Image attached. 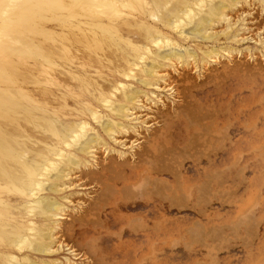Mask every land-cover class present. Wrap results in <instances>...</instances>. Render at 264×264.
I'll list each match as a JSON object with an SVG mask.
<instances>
[{
	"label": "bare ground",
	"instance_id": "6f19581e",
	"mask_svg": "<svg viewBox=\"0 0 264 264\" xmlns=\"http://www.w3.org/2000/svg\"><path fill=\"white\" fill-rule=\"evenodd\" d=\"M12 1H13L14 7L11 4L9 9L8 7H5V9L15 10L14 14L16 13V11H19V14L16 13V15H14L12 19H10V21L14 23L13 25L9 21L10 23H7L6 25L4 26L2 25L0 27V264H57L56 263L57 260L54 262H51L47 257H51V256L53 257L54 254H56L57 252L61 250L66 253L65 255L66 257L64 258L65 262L67 264H72V263L74 264L75 262L74 260L78 256L77 254H75L74 250H71L68 247L67 249L61 246L59 247L58 251L54 250V246H56L55 244H57L56 243L57 241L55 239V236L57 234L55 235L54 232H56V230L59 229L58 228L59 223L60 221L63 222L62 218L65 217L64 212L66 213V211L68 210V206L66 205V203L62 202L63 200L67 201L68 200L67 197L58 199L57 197H55V194L57 193L59 194L60 192L62 193L64 189L66 188L68 189V184L70 181L69 178L72 177L71 175L75 170L76 171L79 169L83 170V168L90 169L92 165L91 163L92 162L95 163L96 161L95 159L97 155L95 153V150L97 152V150L99 149V148L97 149V147L102 146V148L103 147L108 148V143L106 139L107 137L113 140L117 134H121L124 132L127 133L130 130L131 131L135 130L136 132L139 129L138 128L139 124H137L138 126L134 124V121L135 120L137 121L139 118L138 119L135 118L134 120V119H131V117L133 116V112L135 110H138V108L142 107L141 104L144 103L146 100L145 99L144 102L141 103V100L143 98H147L149 99V101L152 100L156 104L162 101V99L160 98L161 96L158 97L156 93L148 90L150 89L148 87L150 86L153 87L156 83H158L157 85L158 87H160L159 80L164 79L163 80L164 83L167 82V80H165V77L163 78L158 77L159 75L158 73H160L161 71L165 72L162 69L166 68L171 63H174L173 65H175L176 61L182 65L184 64L188 65V63H190L189 62L190 59L194 58V61L196 60L195 58L197 55L193 49H188L189 47L183 48V46H181L178 41H176L171 36H169V34L165 30L175 31L179 37H181L183 40H186V41L189 39L200 40V41L213 39L215 35L214 33L212 34L211 32L213 28L215 27V25L217 26L218 23L222 24L221 22L225 21L227 18L228 9L230 11L231 8H236L237 5L243 2V0H145L146 2L145 4L146 6L149 7V10H150V16H151V19L153 20L152 23L147 22V21L146 22H141V21L138 22V20L135 21L136 18L135 19H132L130 17L127 18L128 17L127 15L124 16L121 13L122 11L119 12L120 10L119 11L117 10L116 8L117 6L115 5L117 2H120V4L123 5V7H126L124 6L125 2H127L128 4L133 3V6H136V4H134L135 3L134 0H70L67 2L70 6H66L65 4L66 1L62 2L61 0H12ZM261 1H262L261 3L264 5L263 3L264 0H261ZM261 3L259 2V4ZM138 5L142 7L141 4H138ZM146 6L144 5V7ZM136 9H137V6H136ZM142 9L143 7L141 8V10ZM5 13L8 14L9 12L5 11ZM9 14L7 16L6 14L3 16L7 18L8 16L10 17ZM19 15L21 16V18H23L24 15L25 17L31 18V22L26 24L24 23V21H20V19H18L20 18ZM226 22L228 23V21ZM226 30L222 31V33L226 34L225 36L228 37L229 32L228 30L227 31ZM216 34L219 35L218 32ZM237 37L238 36L236 35L235 38ZM238 38H237V42H238ZM257 43H260V42H257ZM262 45H264V43ZM219 48L221 50L224 49L223 47H219ZM231 49L228 50L229 53ZM225 50L227 51V49ZM234 50L235 48L232 51ZM81 51L83 52L84 55L86 54L88 56L87 57L85 55L86 56L85 61L87 59H90V60L94 59L95 61L93 60L94 61L93 64L97 62L101 66H103V68L106 67V69H108L109 67V66L108 67L106 66L108 63L109 65H111V67H113L111 69L113 73L115 70L116 73H118V75L120 74L124 78L136 80L135 82H137L138 84L137 83L132 84V82L129 83L127 81L116 80L114 78L108 79L109 77H107L106 79H102L101 78L102 74H99L98 78L99 79L101 78L103 80V82L100 83L99 80L95 78L94 76H92L90 72L86 69V67H89L90 65L85 62H81L82 69H79V68L75 69L76 67L74 65L78 61L76 60L74 62V60L82 58L81 56L79 57V54H78ZM202 51H203L202 54L205 56L204 58L202 57L203 59L200 57L202 59L201 62L206 63V64L208 63V60H211L214 57L216 58L220 54L216 48L213 49L212 47L209 48V50L207 49V51L206 50H202ZM228 51L226 52V54L228 53ZM227 55H230V54H227ZM90 60L89 61L87 60V61L90 62ZM99 64H97V66ZM61 65L66 66L69 71L67 73H66V70L65 72H63L64 70L63 67H62L63 70L59 68ZM92 68L95 69V67H92ZM160 68H161V71H160ZM60 69L62 71H60ZM57 71H58V75L60 73L61 76H64V77L68 76L69 81H73L74 83H77L76 86L81 92L77 95L75 94V96H71L72 94L70 96L66 94L63 91V87L65 86L62 87L60 83L61 81L59 82L57 78L55 79L53 77V73ZM98 73L100 72L98 71L97 74L96 73L94 74L98 75ZM162 73H160V75H164ZM68 77H65V78H68ZM64 82H67V81L65 80ZM66 88H64V90ZM163 88L168 89L166 88V86ZM66 90H69V89L67 88ZM169 91L171 92V90ZM150 94L151 95L153 94L152 96L154 95L156 96L151 97L152 98L151 99ZM187 96L189 97V95ZM67 97H72L71 99L74 100L73 106H71L72 108L68 106L69 102H66ZM196 98L197 97L194 96V100ZM196 101L198 100H195V102ZM163 102H165V100ZM187 102L185 100L184 104ZM41 103H44V104H41ZM54 103L56 104L59 103L58 108L65 109L63 110L65 113L67 112H71V113L58 114V112L55 113L56 111L53 113L51 111V106H53L52 104ZM188 103L190 104V102ZM192 105L193 104L191 103L190 108L187 105L186 106L188 107L189 110H191ZM57 106L58 104L56 105V107ZM202 107L203 108L201 112L204 114L207 111L204 110L203 112L205 105H203ZM211 107H214V106H211ZM179 108H180V105H179ZM179 108L177 111H179ZM193 108L195 110L196 109L198 110L200 108V105L197 107L193 106ZM183 109H186V108H183ZM53 110H55V108H53ZM177 111L175 112L174 115H172L173 118L175 117L178 119V116L177 117L175 116ZM209 111L211 112V110L208 108V112ZM165 112H167L166 109H165ZM165 112L164 114H166ZM168 112H170V110ZM184 112L186 113L188 112L187 117H189L188 115L190 111H187L186 109V111L184 110ZM191 112L194 113V111H191ZM201 112L199 115H201ZM210 112L205 113V114H210ZM134 113L138 114L139 112L137 113L136 111ZM161 113H163V111ZM164 114L162 115L164 116ZM191 114L192 113H190V115ZM180 115L182 114L180 113ZM182 116H185V115H182ZM208 116L210 115L203 117V119L204 118L208 119L211 117V116L210 117ZM165 117L168 120H171V121L173 120L171 116H170L171 119H169L167 115ZM165 117L163 118L165 119ZM187 117H183V118H185L186 121H188L191 117H189L188 120H187ZM196 117H197L196 121L194 122L197 123L198 116ZM167 119H165V121ZM193 119H195V117ZM211 119L213 118L211 117ZM161 121H163V119ZM165 121L163 122L164 125L166 124L165 126L170 125V124L165 123ZM171 121L169 123H171ZM93 122L96 126L93 125ZM194 122L191 121L192 124ZM145 123L146 122L142 123V126L143 124L145 125ZM200 123L201 122H199V124L197 123L195 126L197 125L200 126ZM171 124L173 125L174 123H171ZM188 124L189 123H187V126H190ZM164 125H163V128L165 127ZM205 125L207 124L205 123ZM193 126L194 125H191V127ZM199 126L196 127L197 130H194V132L198 131ZM201 126H203V124ZM224 127L227 130V127L226 126ZM173 128L170 127V129H173ZM203 128H201L202 129L200 130L201 132H203L204 129L206 130V128L208 129V127L204 129ZM186 129L188 130V127H186ZM205 130H204V133L207 131ZM216 130H213L214 132L211 135H214V133H216L215 132ZM222 130H224V128ZM209 131L211 130L208 129V133ZM138 133L140 132L138 131ZM167 134L169 133L160 134V136L153 134L151 136L161 137V135H164L166 137ZM196 134H198L199 137L202 136L201 138L205 136V135L203 136V133L200 134L198 132H196L195 134L193 133L192 136ZM172 135H173L172 138H170V134H169V139H168L169 141H171V143L175 142L176 144L177 143L179 144L181 143L180 141L183 140L182 137L175 138L174 131H172ZM189 136L191 137L189 138L192 140V136L191 135ZM221 136L223 135L221 134ZM193 137L195 139V136ZM148 138L150 137L148 136ZM156 138L157 137H155V140ZM219 138H217L216 140H218ZM144 139L145 140L147 139L146 135ZM222 140H223V137H222ZM160 141L163 142V140H160ZM194 141H196V139L190 141V143H193ZM150 142L151 141H149L148 143ZM223 142H225V140ZM146 144L147 143L143 144L141 148L146 147L147 146ZM186 144L189 145V143L187 142ZM152 145L154 146L155 144L153 143ZM162 145L159 146V147H162L160 149L158 145H156L155 148L157 149L158 147L159 152H160V150L163 149L164 146L166 147L165 144L162 143ZM120 146L123 148L126 147L123 143L120 144ZM186 146L184 144L183 148L177 147L179 148L177 154H181L180 151L182 152L183 150H185ZM134 147L132 146V149H131L132 155L135 150L137 151V149H135ZM148 148L150 151H147V152L148 153L152 152L153 154L154 149L151 151L152 147L150 148L149 146L146 148H143L142 151L144 152V150ZM166 148H168L169 150L173 149V151L177 150V148L175 149V147L174 148L166 147ZM104 151L106 152V150ZM136 151L134 153H136ZM174 152L172 153V150H171V153L175 155ZM138 153H140L138 156V160H135L136 162L133 167V165L132 166L130 165V162H132L131 161L132 159L129 160V158L126 157L127 156L126 152L124 153V152L119 151L118 156L120 157V159L128 158V159L122 160V162L118 161L119 165L117 163V165L119 166L118 168H120V170L122 171L121 174L123 176L125 175V178L123 177L124 179L123 178L122 179L125 180L126 182V180L129 181L131 178L133 179V177L136 178L137 180H139V178L141 177L142 178L141 180L145 181L146 185H148V187H146V189L148 188L147 189L148 191L146 190L148 193L146 192V194L148 195L151 194L157 197L159 195V198H162L163 200L164 199L170 200V197L172 196V194L169 197L170 193L166 195L167 191L172 192L176 184L174 185V188H173L172 184L167 182V179L168 177L170 179L172 178L175 179L176 177V180H177V178L180 177L179 174H181L180 173L181 171L179 170L180 172L178 171L179 174L178 176H176L177 175L176 173L178 172H174L175 168L172 169V167L174 166L173 164H175L177 160L176 162H175V159L172 160L174 162L172 163L173 166H171L170 164L171 162L169 160L172 157H169L168 160L166 159L171 167V170H173L172 172H170L171 170L166 171L168 169H166L165 167L160 166L158 168L157 166H159V164L155 166L157 164V163L155 164L156 162L155 159L157 158L154 159L153 158L154 156L152 154L151 155L153 157L149 155L150 153L145 154V153L137 152L135 155L137 156ZM143 154L146 155V158H147V155H149V159L152 160L153 158L155 162L154 161H152L153 163L150 162L152 163V165L150 163L146 164V162H144L145 165L147 166L143 168V171H140V168L142 167V164H143L142 162L145 160L143 159L145 157H141L143 156ZM156 154L154 152V155ZM182 155L183 154H181V156ZM173 157L176 158L177 156H173ZM163 158L165 157H162L161 159ZM160 161H158V163H160ZM116 162L114 163L116 164ZM109 165H112V164H109ZM179 165H181V168L182 167L184 168V162H181ZM107 167L109 166H106V168ZM110 167L113 168V166H110ZM114 168L110 172H114L115 175L113 174V176L115 177L118 172L114 171ZM108 169H106L107 172H108ZM215 170L220 171L218 169H215ZM216 171H214L213 173H216ZM140 172H142V175L140 174ZM154 173L158 175L157 178L151 177L150 174H154ZM211 173L209 174L208 177L207 176L204 177L205 178L204 180L207 182V184H209L210 180L207 181L206 177L208 179L210 175L213 174ZM215 176L213 175L212 178ZM218 176L220 177V175ZM117 179L119 180V178ZM117 179L115 180L118 183ZM141 180H139V182L141 183L139 182L138 183L142 186L143 182ZM107 181L106 183H108ZM148 181H151V184H152V188L150 189H149L150 185L148 184L149 183ZM205 181L203 182L206 183ZM219 181L220 180H218V182ZM138 183L136 181L133 184L134 185L137 184L136 186H138V188L140 189L141 187L138 185ZM156 183H157L156 185L157 187H155V185L153 186V184H156ZM210 184H212V182H210ZM126 185L125 186L123 185L121 187H124L123 191L125 190L124 193L127 198L130 195L128 196L126 194V190L128 189L127 188L128 186ZM132 185L130 183L129 189H128L130 190L129 192H131V195L133 194L132 189L134 187V186L132 187ZM70 186H71V183H70ZM113 186L114 184L110 188L114 190L115 188ZM158 186L162 189V191L159 190L160 188L158 189ZM198 186H200L201 188L202 185H199L198 183ZM203 186L207 187L205 184ZM211 186L212 185H210V187ZM153 187L156 188L154 189V192L155 190H157L155 193L153 192V190H151L153 189ZM204 187L202 189L208 192L207 188L205 189ZM220 187L221 186H219V189ZM60 188L61 189L64 188V189L61 190ZM110 188L108 187L107 189H110ZM168 188L171 190H169ZM163 189L166 191V193L163 191ZM210 190L212 192L213 189L211 188ZM109 191L107 193H110ZM119 191L120 190L118 189L117 191L118 194H119ZM216 191L219 192L218 189H216ZM199 192L201 191L199 190ZM107 193H105V195ZM115 193L116 192H114L113 194ZM124 193H120V194H122L123 196ZM136 193L138 195V190ZM214 193L216 194V192ZM113 194H110L112 195V197H109V198H113ZM135 195L136 194H134V196ZM17 196H19L20 199L22 197L21 199L22 201H20V199L17 198ZM132 196H131L132 201L134 198L137 199L138 201L137 197L133 196L132 198ZM173 196H177V195H173ZM232 196H235V195H232ZM12 197H14L13 198L14 200H12ZM97 198L99 199L102 198L101 199L102 201L103 198L105 197L101 196L100 198L98 196ZM126 198L121 197V199L123 200ZM113 199H115V196ZM97 200L95 199V201ZM129 200H130V197H129ZM129 200L126 199V202L124 203H127V201L129 202ZM145 200L146 202L149 201L148 199H145ZM169 200H168V203H169ZM165 201L166 200H164V202ZM119 202L118 201L114 202V207H115V204ZM122 202L123 201H121V203ZM183 202L185 203L184 200ZM99 203L101 202H98L97 204ZM254 203L255 202H253V204ZM92 204L93 202H91V205ZM94 204H93V207L95 206ZM90 207L93 208L92 206ZM97 207H99V205ZM172 207L173 205L170 204L169 208H172ZM137 208L140 209L142 207L138 206ZM93 209H91L89 213H91ZM104 209L102 208V210ZM86 211H89V210H86ZM95 211L98 212L97 210ZM96 212H93V213H96ZM86 213H83V215L85 214V216H87ZM100 213H98L99 217H100ZM83 215L81 216L83 217ZM81 216L80 218H78V220L82 218ZM94 216H97V215H94ZM141 216H142V213H141ZM99 217H98V220L100 219ZM135 218H132V219L137 222L138 221L137 219H139V217L136 219ZM91 219L92 218H90L89 220L92 221L93 219L92 220ZM132 219L130 221H132ZM73 220L74 222H76L75 218ZM78 220L76 223H78ZM84 220L85 222L89 224H93V222L95 224L96 223L95 220H97V218L93 220V222H90V221L88 222V220L86 219ZM130 221L129 223H131ZM99 222L100 221H98V223ZM69 223L73 224L72 221L71 222L69 221ZM82 223L84 222L82 221ZM82 223L78 225H81L82 227L89 225V224L87 225L86 223V225L84 226V224ZM140 223L141 221L138 224L142 225ZM154 223H157V222H154ZM97 224L96 226L99 227V224L98 225ZM133 225H136V226L134 228L132 227L133 229L131 230H135V228L136 229L141 228L137 224H133ZM71 226L72 225H70V227ZM130 226L131 224L129 225V227L128 226L127 227L131 228ZM145 227L146 226L143 225V228L141 230H145L147 228ZM71 228L69 229V231L71 230ZM121 228H124V227H121ZM154 228L157 229L155 224H154ZM148 229H150L149 226H148ZM66 230L68 231L67 228H65L64 231L66 232ZM121 230L123 231V229ZM71 231L73 232L74 230H71ZM137 231L139 230H136L133 232L135 233ZM58 244H60V242H58ZM55 248H57V246ZM86 254L88 255V253ZM95 262L96 264H99L98 260L96 259H95ZM100 262L101 264L106 263V262L103 263V261H100ZM58 263H61V262H58ZM90 264L92 263L90 262Z\"/></svg>",
	"mask_w": 264,
	"mask_h": 264
},
{
	"label": "rangeland",
	"instance_id": "374dc122",
	"mask_svg": "<svg viewBox=\"0 0 264 264\" xmlns=\"http://www.w3.org/2000/svg\"><path fill=\"white\" fill-rule=\"evenodd\" d=\"M61 1L62 2L66 1L65 3L66 6H70L67 3L70 0H61ZM134 1H135L134 4H136L137 9H136V6H133V3L128 4L127 2H125L124 6L126 7H123V5L120 4V2H117L115 5L117 6L116 7L117 10L118 11L120 10L119 12L122 11L121 12L122 15L128 16L127 18L129 17L132 19L136 18L135 21L138 20V22L147 21V22L152 23L153 20L151 19V16H150V10H149V7L146 6L145 4L146 3L145 0L144 1L134 0ZM259 2L261 3L262 1L261 0H246V1L243 0V2L237 5L236 8H231L230 11L228 9L227 11L228 19L226 18L225 21H222L221 22L222 24L218 23L217 26L215 25V27L213 28L211 32L212 34L214 33L215 35L214 38L216 39L213 38L214 40L209 39L205 41H202V40L200 41V40L189 39L186 41V40H183L181 37H179L175 31L165 30L169 34V36H171L173 39L178 41L180 45L183 46V48L189 47L188 49H193L197 55L195 58L196 60L194 61V58L190 59L189 62L190 63L192 62V63L191 64L188 63V65L184 64L186 66L180 64L177 61L176 62L174 61L176 66L173 65L174 63L169 64V66L162 69L165 72L161 71V68H160L161 72L160 71L158 72L160 73L163 72L162 74L164 75H160V73H158L159 74L158 77L160 78L165 77V80H167V82L164 83L163 81L164 79L159 80L160 87H158L157 85L158 83H156L155 85L157 86L155 85H154L155 87L150 86L148 88H150L151 90L150 89L148 90L156 93L158 97L161 96L160 97L162 99V101L160 102L161 104L160 103L156 104L152 100H150L152 102L151 103L149 99L141 98L143 100V101L141 100V103L144 102V100L146 99L144 102L145 104L142 103L144 104V105L141 104L142 109L138 108V110L139 109L141 110L134 111V112L137 111V113L138 112L139 113L135 114L133 112V116L131 117V119H134V120L135 118L137 119L139 118L138 119L139 121L138 120L134 121V124L136 126H138L137 124H139L138 126L139 129L137 128L138 130L136 131L137 133L135 132V130H132V131L130 130L127 133L124 132L121 134H117L115 136L116 139L114 138L113 140L107 137L106 139L108 143V148H104V147L102 148V146L97 147V149L98 148L99 149L97 150V152L95 150V153L97 156L95 159L96 160L95 163L94 162L91 163L92 168L90 167V169L83 168V170L82 169H79L77 171L75 170L74 171L75 173L73 172L71 175L72 177L69 178L70 181L68 184V189L62 188L64 189L63 191L64 193L60 192L59 194L58 193L55 194V197H57L58 199H62L63 197H67L68 199L67 201H64V200L62 201V202H65L66 205L68 206V210H67L68 212L67 211L66 213L64 212L65 217L63 216L64 218H62L64 223L60 221L59 226H58L59 229L57 228L58 230L54 232L55 235L57 234L55 236V239L57 241L56 242L57 244H55L57 248H55L56 246H54L55 251L56 250L58 251L60 246L65 247V248L68 247L69 249L74 250L75 254L78 255L74 260L75 261L74 264H90V262L92 264H96L95 259L98 260L99 264H101L100 261H103V263L106 262L105 264H264V48H263L264 45H262L264 43V9H263L264 5L262 3L259 4ZM137 3L142 5L143 7L142 10H141L142 7H140V5H138ZM11 4L13 5L12 0L11 2L10 0H0V23H1L0 27L2 25L4 26L7 23H10L11 22L10 19H12L13 16L16 15V13L19 14V11H16V13L14 14L15 10H12V9L8 10ZM144 5L146 7H144ZM5 7H8V9L6 10ZM5 11L9 13L11 12L10 14L8 13L10 17L8 16L6 18L5 16H3L5 14L6 16L8 15L7 13H5ZM1 12L2 14L3 13L4 14L2 15ZM19 17L20 18L18 19H20V21H24V23L26 24L31 22V18L25 17V15L23 18H21L20 15ZM3 19L4 20L6 19L8 21L6 20L4 21ZM226 21H228V23ZM11 24L13 25L14 23L11 22ZM226 29L229 32L228 37L225 36L226 34L222 33V31H225ZM217 32L219 35L216 34ZM236 35L239 37V38L237 37L238 42H237V38H235ZM233 38L236 40H234ZM257 42H260V43H257ZM211 47L213 49L216 48L220 54L216 58L214 57L213 59L208 60L207 64L201 62L205 56L202 54L203 53L202 50L207 51V49L209 50V48ZM219 47H223L224 49L221 50ZM234 48L235 50L232 51ZM225 49H227V51L231 49L230 53L229 51L227 53L230 55L226 54L227 51ZM78 54H79V57L81 56L82 58L74 60V62L76 60L78 61L74 65L76 67L75 69H78V68L82 69L81 62H85L89 64L91 67L89 65H88L89 67L85 66L86 69L90 72L92 76L97 78L100 83L103 82L102 79H106L107 77H109L108 79L114 78L116 80L127 81L129 83L132 82V84L137 83L135 82L136 80L124 78L120 74L118 75V73H116L115 70L113 73L111 70L113 67H111V65H109L108 63L106 66L107 67L109 66L108 67L109 70L106 69V67L103 68V66H101L97 62L93 64V62L95 61L94 59H93L94 61L87 59L88 61L90 60V62H88L87 60L85 61L87 55L85 54L86 55L85 56L82 51ZM200 57L201 58L203 57V58L201 59ZM97 64L99 65L97 66ZM62 67L64 70L62 69ZM92 67H95V69H93ZM174 67L177 69H175ZM59 68H61L63 72H65L66 70V73L69 71L66 66L61 65ZM61 69L60 71H62ZM165 69L166 70L168 69V70L166 71ZM98 71L100 73L96 75ZM99 74H102L101 75L102 79L98 78ZM53 77L55 79L57 78L59 82L61 81L60 82L61 86L62 87L65 86L63 87V91L69 96L71 94H72L71 96H75V94L77 95L81 92L76 86L77 83H74L73 81H69L68 76H65V77H68V78H65L64 76H61L60 73L58 75V71H57L53 73ZM62 77L64 81L66 80L67 82H64ZM203 85L206 87H204ZM165 86L168 89L163 88ZM66 87L69 90H66L67 89ZM156 87H158L159 89L161 88L163 89L159 90ZM64 88L66 89L64 90ZM169 90H171V92ZM67 91L68 92L70 91L69 92L70 94ZM152 95L150 94V98L156 96V95L154 96ZM187 95H189V97ZM193 95L197 97L195 100H198V101L195 102ZM71 98L72 97H67V101H66V102H69L68 106L70 107L73 106V103H74V100ZM163 99L165 100V102H163L164 101ZM184 99L186 100V102L187 101L190 102V104L188 102L184 104L185 102ZM180 102H182L183 104ZM191 103L193 105L191 106L192 107L191 110H189L188 107L190 108ZM41 104H44V103H41ZM57 104L58 106L56 107ZM57 104L54 103L52 104L53 106H51V111L53 113L55 111H56L55 113L58 112V114L71 113V112H67V110H66L67 113H65L63 111L65 109L63 108L59 109L58 108L59 103ZM181 104L183 106L187 105L188 107L187 106L183 107ZM179 105H180V108H179ZM199 105H200V108H199L200 110L199 109L195 110L193 108V106L197 107ZM203 105H205L203 112L205 110L207 111L205 113H209L210 112V111L208 112V108H209L211 110L210 114H205V113L203 114L201 112ZM211 106H214V107H211ZM181 107L186 108L187 111H190L188 116L191 118L195 117V119L192 118L191 120L190 118L188 120L189 118L187 117L188 112L187 113L184 112V110L186 111V109H183ZM53 108H55V110H53ZM178 108H179V111H177ZM165 109L167 110V112L170 110V112H168L167 114V112H165ZM162 111L163 113H161ZM176 111L177 113L175 116L176 117L178 116V119L175 117L173 118L172 116L175 114ZM191 111H194V113ZM164 112L166 114H164ZM179 112L185 116L180 115ZM182 112H184L185 114ZM200 112H201V115H199ZM190 113H192L193 115L192 114L190 115ZM162 114H164V116ZM195 114L196 116H198V119H199V120L197 119V123L199 124V122H201L200 126L203 124L204 128L208 127V129L211 130L209 131V133H208V129L206 128L207 130L206 131L203 128V126H201V128H203L207 133L205 132L206 133L205 134L204 130L203 132H201L200 130L202 129L200 128L199 125H197L199 126L198 131L194 132V130H197L196 128L197 126H195L197 123L194 122L196 121V118H197ZM166 115L169 119H171L170 118L171 116L173 120L172 121L168 120L165 117ZM207 115H210L213 119H211L210 116H208L210 117L208 119L207 118L203 119V117ZM160 116L165 117V119H167L168 122L167 120L165 121L163 117H162L163 121H161L162 119ZM183 117H187V120L189 122L186 121V119ZM209 119L213 120L214 122ZM164 121L165 123L170 124V125L165 126L166 124L164 125L163 123ZM170 121L171 123H174L175 125L174 124L172 125L171 123H169ZM191 121H193L195 124L194 123L192 124ZM144 122L146 123L145 125L143 124L142 126V123ZM187 123H189L188 125L190 126H187ZM205 123L208 126L205 125ZM93 125L96 126L94 122H93ZM163 125L165 126L164 128H163ZM191 125H194L195 127L194 126L191 127ZM224 126L227 127V130ZM170 127L172 128L175 127V128L170 129ZM186 127H188V130L186 129ZM222 127L224 128V130H222L223 129ZM213 130H216L215 131L216 133H214V135H211L214 132ZM138 131L140 133H138ZM172 131H174L175 138L176 137L183 138V140L180 141L181 143L179 144L177 143L178 145L175 142L171 143V141L168 140L169 134H170V138H172L173 136ZM192 132L194 134L196 132L200 134L203 133V136L204 135L205 136L201 138L202 136L199 137L198 134L193 135L195 136L196 141H194L193 143H190V141L195 140L194 137L192 136L193 134ZM159 133L160 134L169 133V134H167L166 137L164 135H161V137H159L160 136ZM217 133H219L220 136ZM153 134L159 135V136L152 137L151 135ZM221 134L223 136H221ZM145 135L147 138L146 140L148 141L144 139ZM189 135L192 136V140L190 139L191 137ZM148 136L150 138H148ZM155 137H157L156 140H155ZM222 137H223V140H222ZM217 138L219 139L216 140ZM160 140H163V142ZM224 140L226 143L223 142ZM149 141L151 142L153 141L152 144L154 143L155 145L153 146L151 142L148 143ZM186 142L189 143V145H187ZM231 142L232 144L233 143L234 144L232 145ZM122 143L126 147L124 148L121 147L120 144ZM142 143L143 144L147 143L146 144L147 146L144 145L146 147L148 146L150 148L152 147L151 151L154 149L153 154L152 152L151 153L149 152L150 154L147 152V151H150L149 148L144 150L143 152L142 151L143 148H146V147L141 148L143 146ZM162 143L165 144L166 147H170V148L175 147V149L177 147L183 148L184 144L185 146L186 145L187 146L185 150L182 149L183 151L182 152L180 151V153L183 154L182 156L181 154H177L179 148H177V150H174L175 151L174 152L173 149L169 150L165 146L163 149L160 150V152L163 151L161 152L162 154L161 155L159 152V149L163 147ZM156 145H158V147L162 145V147H159V149L157 147L156 149L155 148ZM132 146L133 147L135 146L134 148L137 149V151L135 150L136 153L137 152H141V153L147 152L145 154H149V155L152 154L154 157L152 155L151 156L154 159L157 158L158 161L161 160L160 163H158L157 159H155L156 161L155 162L152 157H150L152 158L151 160L149 159V155H147V158H146V155L143 154V156L141 157H145L143 158L145 160L142 162L143 164H142V167L140 168V171H143V168L147 166L145 165L144 162L148 164L152 161H154L155 164L157 163L155 166L159 164V166H157L158 168L161 166V167H165L166 169H168L166 171H170L171 167L169 163L167 162V160L169 159V157L173 158V159L170 158L169 160L171 162L170 163L171 166L174 165L172 169L175 168L174 172H178L180 170L181 172L180 171L179 172L181 174H179V172L176 173L177 174L176 176H178V174L180 176L179 178H177V180H176V177L175 179L173 178L170 179L169 177L167 179V182L172 184L173 188H174V185L176 184L172 192L167 191V194H166L168 195L170 193L169 197L172 194V196L170 197V200L172 201L168 199L169 200V203H168V200L164 199L166 200L164 202L162 198H159V195L157 197V196L151 195L150 193H149L150 195L146 194V192L148 191L147 190L148 188L146 189V187H148V185H146L145 181L141 180L142 179L141 177L139 178V180L143 182V185H142L143 187L139 184L141 182H139V180H137L134 177L133 179L132 178L130 179L131 181L126 180L125 182V180H123L125 178V175L123 176L121 174L122 171L120 170V168H118L119 167L118 161L122 162V160H125L128 158L129 160L132 159L131 160L132 162H130V165L131 166L133 165L134 167L135 162H136L135 160H138V156L140 154L138 153L136 156L135 155L136 153H134L135 152L134 151L132 155L131 154ZM111 147L112 148L114 147L115 149L114 148L112 149ZM104 150H106V152ZM157 150L159 153L157 152ZM171 150H172V153L173 152L175 153V155L171 153ZM119 151L124 152V153L126 152V155H127L126 157L128 158L120 159V157L118 156ZM154 152L155 154L156 153L157 154L154 155ZM168 153H170L171 155ZM173 156H177V157L175 158ZM132 157L133 158L135 157V158L133 159ZM162 157H165V158L161 159ZM236 157L238 160L236 159ZM174 159H175V162L177 160L176 163L178 164L179 167L177 166L176 163L172 165V163L174 162L172 160ZM201 161H202V164H201ZM114 162H116V164ZM179 162L180 163L184 162V168L183 167L181 168V165H179L180 164ZM152 163L150 164L152 165ZM109 164H112V165H109ZM105 165L109 167L113 166V168L115 167L114 171L118 172L117 173L118 175L116 174L115 177L119 178V180L113 176L114 172H110L113 170V168L111 167L106 168ZM193 166L196 167L195 169L196 172L193 171ZM200 166L201 168H199ZM187 168H189L188 169L189 171H187ZM106 169H108V172ZM184 169H185V172H183ZM215 169H218L220 171H216ZM213 170L216 171V173H213L214 172ZM172 171L173 170H171L170 172ZM209 172L210 173L212 172L213 174L211 173L212 175H210V177L207 179V177L210 174ZM140 174L142 175V172H140ZM217 174L220 175L221 179ZM150 175L152 178L158 177V175H156L155 173L150 174ZM213 175L214 176L216 175L217 177L215 176L213 177L214 178L213 179L212 178ZM112 176L114 177V179ZM205 176H207L206 177L207 181L210 180L209 184L210 182H212V184H210L212 185L211 187L204 180ZM106 179L109 181H107ZM115 179L118 180V183ZM218 180L220 181L218 182ZM106 181L108 183H106ZM136 181L137 183L139 182L138 185L141 187L140 189L138 188V186H136L137 184L136 185L133 184ZM203 181H205L206 183H204ZM148 182L147 183L150 185L149 186V189H150L152 188V184H151V181H148ZM201 182H203L207 187H204L203 186L204 184ZM70 183H71V186H70ZM130 183L131 185L133 184L132 187L134 186L132 189L133 191L131 190L133 193L132 195L134 196V194H136L134 197H137L138 201L135 198H134L135 200L133 199V201L131 199L132 195H131V192H129L130 190H128ZM198 183L199 185H202L201 188L200 186H198ZM113 184H114L113 187L117 190L115 189L113 190L112 188H110ZM122 184L124 186L128 184L126 185L128 186L127 187L128 192L126 190V194L128 196L130 195L129 196L130 200H129V197L126 198V195L124 193L125 190L123 191L124 187H121L123 186ZM154 185L155 187H157L156 186L157 183L153 184V186ZM107 186L110 189H107L108 188ZM219 186H221L220 189H219ZM203 187L205 189L207 188L208 192L202 189ZM159 188L160 187L158 186V189ZM208 188L209 190L212 188L213 189L212 192L211 190L209 191ZM118 189L120 190L119 194L117 193ZM121 189L123 192L121 191ZM134 189L136 192L138 190V195L134 191ZM141 189L142 190L144 189V190L142 191ZM154 189L156 188L153 187V189L151 190H153L154 192ZM216 189H218L219 192H217ZM159 190L162 191L161 188ZM199 190L201 192H199ZM108 191L110 193H107ZM113 191L116 193L113 194L114 193ZM156 191L157 190H155V192ZM163 191L166 193L164 189ZM214 192H216V194ZM105 193L107 194L105 195ZM120 193H124L123 195L124 197ZM67 194L69 197L67 196ZM110 194H113V198L115 196V199L109 198V197H112V195ZM173 195H177V196H173ZM232 195H235V196H232ZM98 196L100 198L101 196L105 198H103V200L101 201L102 198L99 199L97 198ZM106 197H108L110 201ZM121 197L128 199L129 202L127 201V203H124L126 202V199H124L125 200L124 201L123 199H121ZM214 197L217 199H215ZM13 198L14 197H12V200H14ZM17 198H19V196H17ZM21 199L20 201H22ZM95 199L96 200L99 199V200L95 201ZM145 199H148L149 201L146 202ZM183 200L185 201L186 204L183 202ZM117 201L119 203H116L114 207V202H117ZM121 201L123 202L121 203ZM91 202H93V204L95 203L94 205L96 206L97 209L95 208V206L93 207V204L91 205ZM98 202H101V203L97 204ZM253 202L255 203L253 204ZM170 204L173 205L172 208H169ZM89 205L92 206L94 209L91 208ZM98 205L99 207H97ZM138 206L144 207V209L136 208ZM101 207L105 209L102 210ZM91 209L94 210V211L92 210L91 213L96 212L95 210L98 211L96 213H93L94 215H97V216H94L93 214L89 213ZM86 210H89V211H86ZM141 212H143L144 215L142 214L141 216V214H139ZM83 213H86L87 216H85V214L83 215ZM98 213H100V217L98 216ZM81 215H83L84 218ZM80 216L82 217L81 218L82 220L80 219L81 221L78 220ZM137 216L139 217V219H137L138 220L137 222L139 223L141 221L140 224L142 225H139L136 221L132 219L135 217L138 218ZM98 217L101 220L100 219L98 220ZM74 218L76 222L78 220V223L74 222L73 220ZM90 218H92L93 220L97 218V220L100 222L98 223V221L95 220L96 223L94 224L92 219H91L92 221L89 220ZM84 219L88 220V222L89 221L93 222L94 225L85 222ZM131 219L132 221H130ZM69 221L70 222L72 221V223L73 222L74 223L71 224L69 223ZM82 221L84 223H82ZM129 221L131 223H129ZM79 222L84 224V226L86 225V223L87 225L88 224L89 225L82 227L81 225H78L80 224ZM154 222H157V223H154ZM97 223L99 224V227L96 226ZM130 224H131L130 226L131 228H128ZM133 224H137L141 228L139 229L135 228V230H131L136 226ZM154 224L157 229L154 228ZM70 225L72 226L75 225V226L74 227L71 226L73 228L72 229ZM143 225L147 227V228L145 227L146 228L145 230H141L143 228ZM148 226L150 227V229H148ZM68 227H70L71 230H74V231L73 232L71 230L69 231L70 228ZM121 227H124V228H121ZM65 228H67L69 232L67 230L65 232L64 231ZM121 229H123V231ZM136 230H139L137 231L138 234L137 232H135L136 234L133 232ZM87 235L90 237H88ZM58 242H60V244H58ZM86 253H88V255ZM65 255L66 253L61 250L57 252L56 254H54L53 257L51 256L47 258L51 262H54L57 260L56 262L57 264H67L64 259L66 257ZM58 262H61V263H58Z\"/></svg>",
	"mask_w": 264,
	"mask_h": 264
},
{
	"label": "crops",
	"instance_id": "0c3cea01",
	"mask_svg": "<svg viewBox=\"0 0 264 264\" xmlns=\"http://www.w3.org/2000/svg\"><path fill=\"white\" fill-rule=\"evenodd\" d=\"M201 164H202V161H201ZM199 168H201V166H200ZM188 169H189V168H187V171H189ZM195 169H196V167H195V166H193V171H194V172H195ZM184 171H185V169H184ZM186 173H187V172H186ZM136 208H137V207H136ZM142 208L144 209V207H142ZM141 213L144 215V213H143V212H141ZM141 213H140V214H141ZM138 216H140V215H138Z\"/></svg>",
	"mask_w": 264,
	"mask_h": 264
}]
</instances>
